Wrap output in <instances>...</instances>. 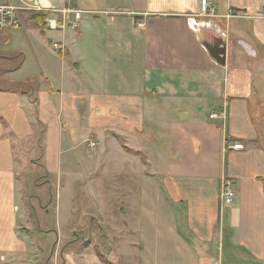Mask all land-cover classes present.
Wrapping results in <instances>:
<instances>
[{"label": "crops", "instance_id": "0c3cea01", "mask_svg": "<svg viewBox=\"0 0 264 264\" xmlns=\"http://www.w3.org/2000/svg\"><path fill=\"white\" fill-rule=\"evenodd\" d=\"M200 1L0 0L20 21L0 29V264H264V0H208L213 18ZM38 129L57 190L32 232Z\"/></svg>", "mask_w": 264, "mask_h": 264}, {"label": "rangeland", "instance_id": "374dc122", "mask_svg": "<svg viewBox=\"0 0 264 264\" xmlns=\"http://www.w3.org/2000/svg\"><path fill=\"white\" fill-rule=\"evenodd\" d=\"M25 146H26L25 147L26 151L29 150V152H31V149H33L34 154L33 156L32 154L31 155L29 154L28 157L25 160L21 161L20 163V164L24 163V172L23 174H21V176L24 179V191H22V200L24 202V207H25L26 212L29 215H32V218H30L31 228L29 227L28 229L29 231L35 232L36 225L34 222H38L39 219H43V218L48 219L49 217L51 221L49 223H52L53 221L52 213L49 216H45V211H48V213L52 212V209L54 206L53 197L55 196L54 194H55V191L57 190L56 189L57 186L53 182L51 183L50 188L46 187L49 183V178L45 175L43 168H42V161H41L42 141L39 135V129L36 133L34 144H31V145L25 144ZM38 191H42L41 192L42 195L45 194L44 196L45 199H43L42 197L41 201L34 200V202L32 203L31 201L32 195L37 193ZM51 195H53V197ZM47 199L49 201H47ZM112 210L113 208H110V211ZM105 212L107 211L105 210ZM84 236H83V239H87L84 241H87L88 244H94V246L98 249L102 248L105 251L106 248L108 247L109 241H107V239L106 240L93 239L92 236L90 235H88V237H86V235ZM80 238H82V236L79 237L78 240H80ZM54 240L55 239L51 237L47 239L46 241L49 242L51 246Z\"/></svg>", "mask_w": 264, "mask_h": 264}, {"label": "built area", "instance_id": "2783aa9c", "mask_svg": "<svg viewBox=\"0 0 264 264\" xmlns=\"http://www.w3.org/2000/svg\"><path fill=\"white\" fill-rule=\"evenodd\" d=\"M36 13H40L41 9H35ZM63 15L66 14H73V21L69 22V26L73 29L78 27V19L80 16V12L73 11L72 9H64L61 11ZM200 14L202 17L206 18H213L216 17V9L214 6L210 4L208 0H201L200 1ZM236 16V13L232 10H228V14L225 18H232ZM46 24L49 28H55V24L51 20H47ZM20 25L19 17L17 14V9L7 3H0V29H7V28H15ZM142 26V25H140ZM54 48H58L57 45H53ZM213 117V116H210ZM94 143H90V147H94ZM233 150H243V145L241 144H234L231 146ZM235 197V191L233 187V182L230 179H224L222 183V190H221V201L225 205H229Z\"/></svg>", "mask_w": 264, "mask_h": 264}, {"label": "water", "instance_id": "95a60500", "mask_svg": "<svg viewBox=\"0 0 264 264\" xmlns=\"http://www.w3.org/2000/svg\"><path fill=\"white\" fill-rule=\"evenodd\" d=\"M196 35L199 43L204 47L210 59L218 66L223 67L225 64L226 47L223 37L215 39L213 42L206 37L205 33L196 28Z\"/></svg>", "mask_w": 264, "mask_h": 264}, {"label": "trees", "instance_id": "16d2710c", "mask_svg": "<svg viewBox=\"0 0 264 264\" xmlns=\"http://www.w3.org/2000/svg\"><path fill=\"white\" fill-rule=\"evenodd\" d=\"M34 19L36 20V23H37V27L39 29H44L45 27V19H44V16H41V15H37L36 17H34ZM29 86V83H25L23 85H20L18 88H20L21 90H25L27 89V87ZM102 258V257H100Z\"/></svg>", "mask_w": 264, "mask_h": 264}]
</instances>
